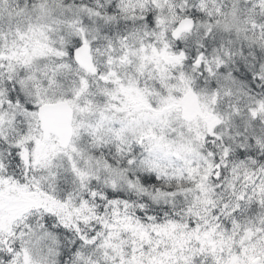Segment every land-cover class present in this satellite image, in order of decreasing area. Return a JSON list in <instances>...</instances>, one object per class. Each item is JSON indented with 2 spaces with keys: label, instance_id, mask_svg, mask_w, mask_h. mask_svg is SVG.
Returning <instances> with one entry per match:
<instances>
[{
  "label": "snow or ice",
  "instance_id": "1",
  "mask_svg": "<svg viewBox=\"0 0 264 264\" xmlns=\"http://www.w3.org/2000/svg\"><path fill=\"white\" fill-rule=\"evenodd\" d=\"M0 264H264V0H0Z\"/></svg>",
  "mask_w": 264,
  "mask_h": 264
}]
</instances>
